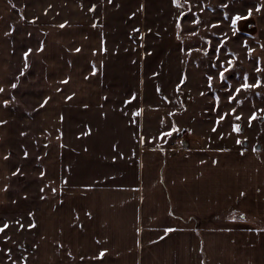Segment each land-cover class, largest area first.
Masks as SVG:
<instances>
[{
  "label": "crops",
  "instance_id": "crops-1",
  "mask_svg": "<svg viewBox=\"0 0 264 264\" xmlns=\"http://www.w3.org/2000/svg\"><path fill=\"white\" fill-rule=\"evenodd\" d=\"M147 3L0 0V219L27 264H264V148L172 151L184 127L146 84Z\"/></svg>",
  "mask_w": 264,
  "mask_h": 264
},
{
  "label": "rangeland",
  "instance_id": "rangeland-1",
  "mask_svg": "<svg viewBox=\"0 0 264 264\" xmlns=\"http://www.w3.org/2000/svg\"><path fill=\"white\" fill-rule=\"evenodd\" d=\"M158 3H163L161 11ZM178 5L175 10L170 0H148L143 24L149 41L143 59L149 93L158 101H178L184 127L172 151L205 138L213 146L264 148V64L252 1L178 0ZM237 14L242 19L233 25ZM127 40L132 52L137 51ZM253 113L256 119L250 122ZM234 125L240 126L239 133ZM5 223L0 219V226ZM7 224L0 232V264H27L26 233Z\"/></svg>",
  "mask_w": 264,
  "mask_h": 264
},
{
  "label": "snow or ice",
  "instance_id": "snow-or-ice-1",
  "mask_svg": "<svg viewBox=\"0 0 264 264\" xmlns=\"http://www.w3.org/2000/svg\"><path fill=\"white\" fill-rule=\"evenodd\" d=\"M173 3H174V4H177V6H179V5H178V0H173ZM250 14H251V10H249V15H250ZM241 19H242V17H241L239 14H237V15L232 19V24L235 25V24L237 23V21H239V20H241ZM29 51H31V50H29ZM77 51H79V49H77ZM26 55H27V53H26ZM220 75H221V79H224V73L221 72ZM65 82H66V81H65ZM13 87H15V85H13ZM250 87H252V85H249V84H243V85H242V88H245V89L250 88ZM0 91H3V89L0 88ZM235 91H236V92H239L240 89H236ZM228 99L231 101L232 99H234V97H232V96L230 95V96L228 97ZM5 104H7V101H5ZM233 112H235V109H233ZM237 119H240V117L237 116ZM255 119H256V114L253 113L252 116L249 117V121L251 122L252 120H255ZM234 131H236V132L239 133V132L241 131L240 126H239V125H234ZM237 142L240 143V141H237ZM30 226H34V225H30ZM8 227H9V225H8L7 223H5L3 226H0V232H4V230L7 229ZM21 227H23V225H21ZM169 231H171V229H169ZM9 252H10V250H9ZM100 255H101V257H102V256L104 255V252L102 251V252L100 253ZM8 258L11 259V256L9 255Z\"/></svg>",
  "mask_w": 264,
  "mask_h": 264
},
{
  "label": "built area",
  "instance_id": "built-area-1",
  "mask_svg": "<svg viewBox=\"0 0 264 264\" xmlns=\"http://www.w3.org/2000/svg\"><path fill=\"white\" fill-rule=\"evenodd\" d=\"M171 148H172V149H175L176 147L174 148V144H173V145H171Z\"/></svg>",
  "mask_w": 264,
  "mask_h": 264
}]
</instances>
